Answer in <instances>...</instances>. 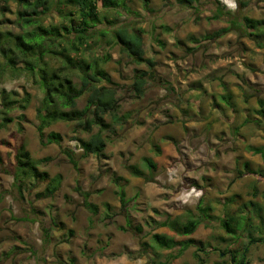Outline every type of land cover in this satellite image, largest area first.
I'll return each instance as SVG.
<instances>
[{"label":"rangeland","instance_id":"obj_1","mask_svg":"<svg viewBox=\"0 0 264 264\" xmlns=\"http://www.w3.org/2000/svg\"><path fill=\"white\" fill-rule=\"evenodd\" d=\"M216 1L225 14L212 19ZM125 2L130 12L115 14L113 24L138 32L144 57L154 64L149 70L145 63H135L117 44L104 43L103 37L88 54L94 58L109 54L100 63L110 79L103 84L115 88L117 97L118 120L105 115L101 154L81 156L75 137L87 133L74 122L45 127L41 139L35 117L39 90L23 75L0 74V90L31 96L27 107L10 110L12 120L0 127V264H67L70 259L75 264H153L152 252H158L161 261L169 252L154 246L153 233L192 240L164 264H228L231 251H224L240 250L244 244L248 251L242 264H264V243L248 244L247 232L241 230L229 237L221 225L229 214L247 213L244 205L250 199L262 205L264 214V120L255 124L259 100L264 102V46L259 44L264 35H249L252 29L243 30L241 24L220 37L203 38L228 26L233 15L264 17V0H231L234 8L223 0H197L188 8L175 0ZM58 5L52 0L46 22L58 21ZM99 8L112 17L101 2ZM14 9L12 1L0 0L1 29L17 31ZM103 25L111 26L105 20L99 26ZM141 70H149L150 75L138 95L131 83ZM73 80L78 84L76 77ZM85 99L83 94L77 100L78 108ZM49 131L61 135L60 145L44 143ZM95 131L96 126L91 132ZM248 145L260 147L261 153ZM19 146L36 159L47 158L39 169L60 175L52 196H36L45 182L29 184L21 192L15 187L14 154ZM61 147L73 150L76 167ZM144 157L155 162L153 181L132 175L126 167L133 164L148 174ZM76 187L89 192L96 214L83 206ZM118 190L128 199L125 206ZM197 205L207 206L214 218H201L190 234L157 224L197 218ZM257 220L250 229L253 236L259 234ZM141 241L153 246L138 256Z\"/></svg>","mask_w":264,"mask_h":264},{"label":"trees","instance_id":"obj_2","mask_svg":"<svg viewBox=\"0 0 264 264\" xmlns=\"http://www.w3.org/2000/svg\"><path fill=\"white\" fill-rule=\"evenodd\" d=\"M8 2L9 0H3ZM15 4L13 22L17 31L4 30L0 28V74L6 73L10 78L25 76L40 92V98L35 108L37 120L36 129L43 138L44 128L56 122H74L79 130L87 133L86 137H75L81 156L89 154L99 155L105 147V140L102 135L107 127L105 115H109L112 121L118 120L116 114L117 97L116 90L112 86L104 85L103 82L110 83L106 72L100 67V63L109 59V54L105 53L100 57H92L88 54L92 52L94 45L104 43L110 45L117 44L122 52L129 56L135 63H145L149 70L154 62L151 58L144 57L141 35L125 25H115V14L129 13L130 8L125 0H54L58 5L56 12L58 21L46 22V18L51 15L52 0H10ZM197 0H175L182 7H190ZM99 2L105 12L111 11L113 14L101 13ZM215 8L209 18L217 19L225 12L216 1ZM1 11V10H0ZM231 13V12H226ZM103 20L110 24L107 27L99 26ZM243 30L252 29L249 35L255 37L264 35V17L252 18L243 15L241 18L233 16L228 19V26L219 28L203 38H216L229 32L230 29L240 27ZM110 35V38H106ZM103 37V39H101ZM264 46V42L259 43ZM149 70H141L136 74L131 83V87L138 95L142 93ZM73 77L78 79V84ZM86 94L83 107H77V100ZM31 96L24 91L19 97L12 91L0 90V127L4 126L12 117L8 112L13 109L24 110ZM259 118L255 119V124L260 125L264 120V102L259 100V107L256 109ZM23 113L19 117H23ZM97 131L91 132L93 127ZM61 135L55 131H49L46 135V142L60 145ZM43 142V141H42ZM249 150L254 153H261V148L248 145ZM155 152L159 153V146L155 145ZM61 152L66 155L69 162L76 167L77 160L75 153L68 147H61ZM47 158L36 159L30 152L19 146L14 154L13 183L19 192L22 187L29 185L34 187L38 182H45L42 190L36 192L37 197H50L59 188L61 177L58 174L50 176L47 171L39 169V163ZM148 174H144L136 165H127L129 172L146 181H153L152 169L155 162L150 157H144ZM2 156L0 153V164ZM247 166L248 163L244 162ZM249 172H252L249 169ZM83 198V206L91 213H97V206L88 200L89 192L75 188ZM119 200L122 206L126 205L125 194L118 190ZM247 213L229 214L221 219V225L229 237H234L237 231H246L248 244L259 241L264 243V214L263 207L257 201L250 199L244 205ZM198 217H189L181 222L177 218L165 219L159 223L160 226H168L175 233L186 235L192 233L201 218H214L207 206H196ZM126 222L129 223L128 213L125 212ZM255 231L259 234H251L253 220ZM263 226V227H262ZM254 228V227H253ZM138 231L140 227L136 228ZM152 242L156 248L169 250L163 261L158 260L159 253L152 252L151 262L153 264H164L171 258L178 257L182 251L192 243L190 238L175 239L173 236L164 233H153ZM221 240H226L220 237ZM153 246L145 241H141L138 256L147 252V246ZM231 251L234 264L243 263L244 256L248 251V245L244 244L241 249H228L224 253ZM196 256V254H194ZM238 260H235L236 257ZM156 257V258H155ZM223 262H221L222 264ZM67 264H75L70 259ZM220 264V263H218ZM224 264V263H223ZM228 264H232L230 261Z\"/></svg>","mask_w":264,"mask_h":264},{"label":"clouds","instance_id":"obj_3","mask_svg":"<svg viewBox=\"0 0 264 264\" xmlns=\"http://www.w3.org/2000/svg\"><path fill=\"white\" fill-rule=\"evenodd\" d=\"M223 2H224L225 4H227V6H228L229 8H234V7H235V5L231 2V0H223Z\"/></svg>","mask_w":264,"mask_h":264},{"label":"flooded vegetation","instance_id":"obj_4","mask_svg":"<svg viewBox=\"0 0 264 264\" xmlns=\"http://www.w3.org/2000/svg\"><path fill=\"white\" fill-rule=\"evenodd\" d=\"M229 255H230V254H229ZM231 259L233 260V258H232L231 255H230V261H231ZM234 262H235V261L233 260V262H231V263L234 264Z\"/></svg>","mask_w":264,"mask_h":264},{"label":"water","instance_id":"obj_5","mask_svg":"<svg viewBox=\"0 0 264 264\" xmlns=\"http://www.w3.org/2000/svg\"><path fill=\"white\" fill-rule=\"evenodd\" d=\"M231 262H233V260H231Z\"/></svg>","mask_w":264,"mask_h":264}]
</instances>
